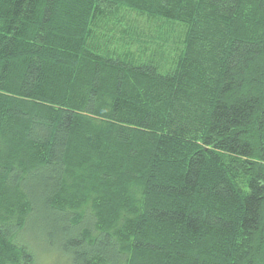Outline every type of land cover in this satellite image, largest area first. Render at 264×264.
I'll return each mask as SVG.
<instances>
[{"label": "trees", "instance_id": "obj_1", "mask_svg": "<svg viewBox=\"0 0 264 264\" xmlns=\"http://www.w3.org/2000/svg\"><path fill=\"white\" fill-rule=\"evenodd\" d=\"M37 214L61 264H264V0H0V264Z\"/></svg>", "mask_w": 264, "mask_h": 264}, {"label": "rangeland", "instance_id": "obj_2", "mask_svg": "<svg viewBox=\"0 0 264 264\" xmlns=\"http://www.w3.org/2000/svg\"><path fill=\"white\" fill-rule=\"evenodd\" d=\"M144 20L143 17L140 18V25H145ZM157 21L158 19L156 22ZM154 24L155 22L149 26L146 24L145 27H150L153 32V30H155ZM39 221L40 217L37 214L31 225H29V227L23 232L22 241L31 248V251L35 256L36 264H61L56 257V252L53 251L55 250L54 247L52 248L46 238H44L42 226L36 224L39 223Z\"/></svg>", "mask_w": 264, "mask_h": 264}, {"label": "bare ground", "instance_id": "obj_3", "mask_svg": "<svg viewBox=\"0 0 264 264\" xmlns=\"http://www.w3.org/2000/svg\"><path fill=\"white\" fill-rule=\"evenodd\" d=\"M177 50V49H176Z\"/></svg>", "mask_w": 264, "mask_h": 264}]
</instances>
